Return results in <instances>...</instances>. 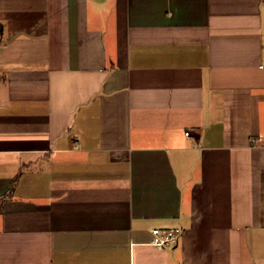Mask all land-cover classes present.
<instances>
[{
	"label": "crops",
	"instance_id": "1",
	"mask_svg": "<svg viewBox=\"0 0 264 264\" xmlns=\"http://www.w3.org/2000/svg\"><path fill=\"white\" fill-rule=\"evenodd\" d=\"M0 26V264H264V0H0Z\"/></svg>",
	"mask_w": 264,
	"mask_h": 264
},
{
	"label": "built area",
	"instance_id": "2",
	"mask_svg": "<svg viewBox=\"0 0 264 264\" xmlns=\"http://www.w3.org/2000/svg\"><path fill=\"white\" fill-rule=\"evenodd\" d=\"M153 240L152 244L158 248L173 246L177 244L179 235L174 230L154 228L152 230Z\"/></svg>",
	"mask_w": 264,
	"mask_h": 264
},
{
	"label": "trees",
	"instance_id": "3",
	"mask_svg": "<svg viewBox=\"0 0 264 264\" xmlns=\"http://www.w3.org/2000/svg\"><path fill=\"white\" fill-rule=\"evenodd\" d=\"M0 31H1V26H0Z\"/></svg>",
	"mask_w": 264,
	"mask_h": 264
}]
</instances>
